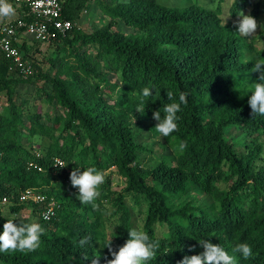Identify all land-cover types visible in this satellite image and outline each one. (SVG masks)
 Segmentation results:
<instances>
[{
	"label": "trees",
	"instance_id": "16d2710c",
	"mask_svg": "<svg viewBox=\"0 0 264 264\" xmlns=\"http://www.w3.org/2000/svg\"><path fill=\"white\" fill-rule=\"evenodd\" d=\"M90 1L65 0L62 18L73 23L66 35L16 44L31 75L0 61V200H10L0 209V233L7 219L30 223L19 217L28 208L45 229L37 251L0 253V264H91L94 255L106 264L102 245L112 238L118 250L132 228L160 243L147 264L199 254L201 239L221 245L236 264H264V116L252 117L248 104L264 48L234 27L239 10L251 14L263 41L264 0H234L227 20L225 0L214 9L205 0H95L106 22L88 34L77 23ZM145 87L153 96L140 113ZM167 90L175 102L187 93L188 104L177 113L179 130L165 138L153 112L173 102ZM138 124L168 154L140 141ZM58 160L67 167H55ZM77 166L104 172L99 210L77 199L70 181ZM116 178L122 185L113 188ZM29 189L45 202L20 203ZM50 203L56 215L46 221ZM85 236L92 241L81 248ZM239 243L252 247V257L233 251ZM82 253L89 259L80 261Z\"/></svg>",
	"mask_w": 264,
	"mask_h": 264
},
{
	"label": "clouds",
	"instance_id": "9594fccd",
	"mask_svg": "<svg viewBox=\"0 0 264 264\" xmlns=\"http://www.w3.org/2000/svg\"><path fill=\"white\" fill-rule=\"evenodd\" d=\"M210 9L215 8V4L209 6ZM15 15V9L9 0H0V18H10ZM258 24L256 18L251 14H245L242 10L237 12V19L234 21L236 33L244 38H252L256 35ZM253 72H258V82L254 83L248 104L251 108L252 117L256 115L264 116V60L257 59L254 62ZM155 91V95H159ZM166 95L171 103L164 104L161 109L153 112V119L157 121L155 130L162 137H169L172 133L179 130L178 120L182 105L187 106V93L179 94L178 102L174 101V93L167 90ZM153 96V88L145 87L139 97V103L136 107L140 113L143 111L146 98ZM179 150L183 152L186 142L179 144ZM57 168L67 167L63 163L57 162ZM71 186L78 189L77 199L82 205H91L94 210H99L100 205L96 203L101 193L100 186L105 182V174L96 167H87L81 170L77 166L70 173ZM110 214V213H107ZM44 219H49L48 214H44ZM44 227L38 222L25 223L19 221L14 222L7 219L3 224V231L0 233V253L20 252L30 253L37 251L41 246V237L44 234ZM129 238L118 248L113 247V240H106L102 247L107 248L108 256L104 257L106 264H147L148 261L156 259V253L160 248L158 240H152L148 233L139 228L128 230ZM92 241L91 236H85L79 241V246L84 248ZM202 252L195 255H184L177 264H236L234 256L221 246L211 242L210 239L197 240ZM195 246H191L189 251H194ZM242 257L247 260L253 255L252 247L248 243H239L234 249ZM89 257L86 253H82L79 257L80 261H86ZM100 255H94L91 258V264H100Z\"/></svg>",
	"mask_w": 264,
	"mask_h": 264
},
{
	"label": "built area",
	"instance_id": "2783aa9c",
	"mask_svg": "<svg viewBox=\"0 0 264 264\" xmlns=\"http://www.w3.org/2000/svg\"><path fill=\"white\" fill-rule=\"evenodd\" d=\"M9 2L17 8L22 6L27 8L25 14L31 15L34 20L32 22L22 20L17 8H14L16 18H0V61L10 60L15 68L28 76L32 74V68L24 62L22 52L16 44H21L22 39L28 42H51L60 35H66L73 28V23L62 18L65 0H9ZM57 162L63 163L60 160ZM45 199L46 197L37 190L29 189L23 192L19 201L22 204L40 205ZM7 205L10 206L8 198L0 200V209ZM44 214H48L49 219L46 221H50L56 215L55 204L50 203L46 208L43 207V218Z\"/></svg>",
	"mask_w": 264,
	"mask_h": 264
},
{
	"label": "rangeland",
	"instance_id": "374dc122",
	"mask_svg": "<svg viewBox=\"0 0 264 264\" xmlns=\"http://www.w3.org/2000/svg\"><path fill=\"white\" fill-rule=\"evenodd\" d=\"M175 3V0H172ZM177 2L179 4L182 3V5H185V2H183V0H177ZM220 1L219 0H205V1H201L200 4L202 6L205 7H209L212 4H215V8L218 5ZM234 2V0H225L222 3V7L224 12V19H228L229 17H227L228 15V11L231 9L232 7V3ZM89 8H87L86 10H84L81 15L80 18L78 19V23L77 26L82 30V32L84 33H93L94 31H96L97 29L101 28L103 25H105L106 22V18L103 17L100 9L97 7L95 0H91L88 3ZM246 14V12H244ZM247 15V14H246ZM13 17V16H12ZM119 30H125L127 32H132L131 29L125 27L122 23L118 26ZM258 30L257 33L254 37L255 39V43H256V48L257 49H263L264 48V40L262 41L260 39V37L258 36ZM251 39V38H250ZM41 50L45 53V56L47 54V52L49 53L51 50L48 49V45L47 44H43L41 46ZM113 78V81L115 80V78L112 76L111 79ZM3 104L2 98L0 97V106ZM1 110V108H0ZM136 131L141 135L140 137V141H143L145 143V145H147L148 147H151L154 149L155 154H168L167 151L161 149V147L159 145H154V139H149L148 140V136H149V132L146 130V124H138L136 127ZM153 158L152 154H147L145 156V160H151ZM171 160H173L174 158L171 157ZM168 158V160H170ZM147 163H150L149 161ZM260 163H262V161H260ZM260 163L257 164V166H260ZM122 185V180L121 179H115L113 181V185L112 187L115 188L116 186H121ZM22 220H26L29 222H34L36 220V218L33 216V213L31 211V209H27L24 210L21 215L19 216Z\"/></svg>",
	"mask_w": 264,
	"mask_h": 264
},
{
	"label": "crops",
	"instance_id": "0c3cea01",
	"mask_svg": "<svg viewBox=\"0 0 264 264\" xmlns=\"http://www.w3.org/2000/svg\"><path fill=\"white\" fill-rule=\"evenodd\" d=\"M17 17V13H16V11H15V15L13 16V17H10L11 19H14V18H16Z\"/></svg>",
	"mask_w": 264,
	"mask_h": 264
}]
</instances>
